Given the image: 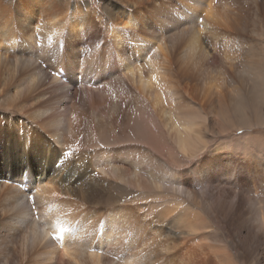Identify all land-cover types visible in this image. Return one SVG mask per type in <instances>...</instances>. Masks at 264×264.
<instances>
[{
  "label": "bare ground",
  "instance_id": "obj_1",
  "mask_svg": "<svg viewBox=\"0 0 264 264\" xmlns=\"http://www.w3.org/2000/svg\"><path fill=\"white\" fill-rule=\"evenodd\" d=\"M262 27L264 0H0V264H234L230 212L264 238L196 121L264 126ZM110 180L173 200L111 203Z\"/></svg>",
  "mask_w": 264,
  "mask_h": 264
},
{
  "label": "rangeland",
  "instance_id": "obj_2",
  "mask_svg": "<svg viewBox=\"0 0 264 264\" xmlns=\"http://www.w3.org/2000/svg\"><path fill=\"white\" fill-rule=\"evenodd\" d=\"M73 1L75 0H70V2ZM79 1L82 2L83 7L86 10L88 8L93 9L94 11L96 10L97 13L99 12L104 13V10L107 8V5L109 3V0H79ZM260 29L257 31V36H253L249 34V36H247L249 38H246V41L248 43H250L252 40L257 41V44H259L258 46L261 49V51H264V35H263L264 27ZM222 50L223 49H221V51ZM239 55L240 52L237 50L230 51L231 57L240 59ZM206 67L210 68V66L204 63V68ZM213 68L215 69L216 72H212L211 70H208L209 73L207 74L203 73V75L206 76L207 81L210 80L211 79L210 77L214 75L216 77L218 72L222 73L221 71L223 67L219 62L216 63V65ZM198 74H201L200 70L195 71V75ZM134 118L140 120L143 117L141 116L140 113L136 112ZM141 121L144 122L146 120H141ZM196 121L198 126L203 125L200 126L201 127L200 131H201V135L204 136L205 138L204 141L206 142L207 147L203 149L202 152L205 154L207 153L206 149H208L209 151V150L218 149L219 147L222 148L223 150V151L221 150V152L229 153L230 155V163H231L230 164V209L232 206V200L234 195V192L231 189L233 185V180H231L232 179L231 173L235 169L234 167L237 168L236 169L237 177L235 179L236 181L239 182L240 185H242L241 186L242 191L238 195V203L241 207H246L244 208L245 213L243 214V216L247 215V212L254 213V211H258L262 205H263L262 207L264 208V126L256 124L255 120H251L249 121V123L247 124L245 123L243 125L238 124L234 120H230V133L216 135L215 132L212 131V128H210L207 119L204 118V120H196ZM154 124L158 128L157 134L160 135V138L163 140L164 144L166 145V143L169 141L168 143L171 144L174 147V149H176L164 125L159 120H154ZM99 147L101 148V146ZM176 151L177 149L175 150V153L178 152ZM166 152L167 151H165L164 153ZM165 156L167 157V154H165ZM179 156L180 158L177 159L179 160L180 168L181 167L184 168L185 166L188 167L191 164H194L195 162L200 160L199 156L190 159H186V157H183L182 154H180ZM223 179H224L223 177H219L220 181H222ZM108 184H109L108 193L111 195L110 196L111 203H118V204L128 203L132 205H140V204L149 205V204H158V203L164 204L166 200L168 201L171 198L166 196L164 190L161 191V196L156 191L154 192L150 191L148 193L141 194L135 188L121 182H115L110 180L108 181ZM114 199L116 201H114ZM171 200L173 199L171 198ZM33 215H36L35 211L33 212ZM229 223H230V227L218 226L217 228L222 234L223 238L225 239L230 238V243L229 242L227 243V247L228 250L230 251V254L233 255L234 264H249V260L245 259L241 253L242 248H246L247 250H249L252 255L260 251V254L263 255L264 257L263 236H258L256 240L250 239L248 230L244 228L241 229L240 226H238L239 223L238 218L232 212H230ZM238 228L240 230H238ZM249 256L251 257L250 254ZM263 262L262 264H264Z\"/></svg>",
  "mask_w": 264,
  "mask_h": 264
}]
</instances>
